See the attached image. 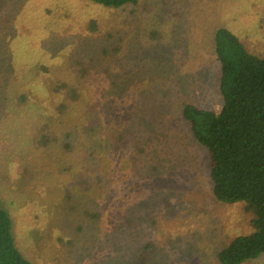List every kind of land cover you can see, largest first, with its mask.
Wrapping results in <instances>:
<instances>
[{
    "label": "rangeland",
    "instance_id": "374dc122",
    "mask_svg": "<svg viewBox=\"0 0 264 264\" xmlns=\"http://www.w3.org/2000/svg\"><path fill=\"white\" fill-rule=\"evenodd\" d=\"M84 1L0 0V39L9 54L0 62L5 66L0 100L8 99L4 107L19 131L8 135L0 121V207L10 214L16 245L34 264H141L143 260L147 264H218L217 254L224 246L255 231L254 215L243 202L215 200L199 149L204 148L197 147L186 128L176 124L172 109L174 103L199 99L219 107L214 35L220 27L239 36L251 53L264 56V0H142L119 9ZM152 30L160 34L154 37ZM78 61L92 68L87 82L79 79ZM43 64L51 66L59 83L69 81L81 93L77 99L60 88L54 113L45 98L50 87L34 80ZM107 67L113 72H104ZM8 79L11 91L6 87ZM24 93L31 99L19 103L17 98ZM151 94L164 98V104L146 97ZM96 99L106 102L95 103L97 112L91 122L110 120L114 127L134 129L127 137L135 130L143 137L130 139L127 147L121 140L117 145L121 149L109 154L112 178L106 177L108 181L103 179L100 156L103 160L106 150L114 149H106L102 134L93 180L80 174V166L87 163L84 159L90 161L92 156H84L78 166L59 164L69 156L64 150L66 131H74L76 150L84 151L81 136L91 138L85 132L86 116L92 115ZM62 103L69 107L60 112L56 108ZM32 105L36 109L28 113ZM107 107L111 111H102ZM153 110L161 115L172 111L169 123L161 128L166 133L162 142L150 134L159 129ZM132 112L136 118L130 117ZM102 123L95 132H107ZM46 135L50 144L41 143ZM138 142L149 156L141 162ZM149 163L162 170L151 185L143 183L140 190L134 186L142 192L125 213L127 217H122L121 229L115 230L112 223L119 220L111 211L104 213L100 203L107 202L113 210L120 205L122 210L123 187L135 178L147 179L145 164ZM75 177H80L78 184L83 188L88 182V188L83 197L74 193L68 200ZM93 211L102 217L90 218ZM146 250L150 261L144 257ZM246 264H264V254Z\"/></svg>",
    "mask_w": 264,
    "mask_h": 264
},
{
    "label": "trees",
    "instance_id": "16d2710c",
    "mask_svg": "<svg viewBox=\"0 0 264 264\" xmlns=\"http://www.w3.org/2000/svg\"><path fill=\"white\" fill-rule=\"evenodd\" d=\"M76 1L80 2L83 0ZM141 1L142 0H87L84 2H93L95 4L103 5L106 8L119 9L130 5H138ZM258 14L260 15V11H258ZM258 14H256L255 17H258ZM93 23L94 22H92V24ZM36 34L37 32L35 31V35ZM159 34L160 33L157 30L151 31V35L154 37ZM38 35H40L39 32ZM2 44L3 39H0V62L6 60V57L9 55L4 51ZM118 49L119 47L115 48L114 51L117 53ZM214 56V62L217 63L215 68L218 72V87L222 98L219 107L216 108L215 104L207 105V102H202L200 99L199 101L182 102L179 105L174 103L172 118L175 119L176 124L179 125L181 129L186 128V131L191 134V138L196 146L199 144L204 148L202 149L200 147L199 149L202 150L204 155L203 162L206 168L205 171L207 174L210 172V176L208 174V178L210 177L208 181L215 200L224 204L243 202L246 204V211L254 215L251 224L255 231L248 235L236 237L232 242L224 246L217 254L218 264H246L248 261L258 259V257L264 254V56L260 57L251 53L240 37L227 27H220L215 32ZM77 64L81 67L79 70V79L86 82L90 80L92 77V68L89 67L85 61H78ZM43 66V70L38 74L34 75L32 72L31 73L34 75V80L36 82L41 85L45 82L44 84H48L47 87H50L47 88L45 92V98L48 100L50 111L54 113L56 104L55 98L60 88L65 87L67 93L76 96L77 99L81 96L79 89L71 86L69 81L62 80L61 82L63 84H61V82L59 83L58 80L54 78L50 65L43 64ZM4 67L5 66L0 64V81L2 80L1 69H4ZM104 72L112 73L113 70L107 67L104 68ZM40 78L42 81L39 80ZM54 80H57L59 85L55 84ZM10 81L12 80L8 79L6 83V87L9 91H11L8 88ZM25 86L28 88V85ZM0 88H4L1 82ZM24 91L28 92V89L26 90L24 88L23 92ZM53 92L55 93L52 94ZM24 94L25 95L21 98L18 96L17 99H19V103L30 101L31 97L29 98V95L26 93ZM155 95L156 94H151L146 97H150L152 100H155L157 104L162 103L163 105L165 99L162 97H154ZM6 98H8V96ZM104 99L107 98L104 97ZM158 99L160 100L159 103ZM99 101L106 102L105 100ZM99 101L96 99L92 102V104H94L92 115L86 116L88 125L85 132L91 133L92 135H89L91 138L84 139V135L82 134L81 138L84 142V151H81L80 154V149L76 150L75 141L77 135H74V131H66L64 150L69 153V156L72 155V157H70L71 159L69 161L67 160L69 156L62 158L59 160V164L63 165L65 162L64 165L76 164L78 166V164L83 162L84 156H92L93 159L90 161L84 159L87 163L80 166V174L82 177L87 176L86 180H93L92 169L98 167V153L101 150V146L98 144V138L100 137V134H102L106 140V149H114H107L104 153L103 160L102 154L100 156V163L104 164L103 170L105 174L103 170L101 171L104 175L103 179L108 181L112 178L109 176V169L111 168V165L109 164L111 156L109 154H114V152H118L121 149V146L117 147V145H120L121 140L126 143L127 147L129 146L130 139L140 141L143 137H140L136 130L132 137H127L126 133L134 129L130 127H114L110 120L102 123V118L100 120L98 118L96 123L91 122L90 119L95 116L97 112V110H95V103ZM110 101L113 102L115 100L110 99ZM6 103H9L8 99L7 101L0 100V121H4V129L8 135L16 136L19 132L16 131L18 127L14 122L12 113L4 107ZM68 107L69 104L62 103L57 106L56 109L62 112ZM29 109L35 110L36 107L34 105L28 107V113L30 111ZM108 110H110L109 107L102 111ZM156 110L153 111L157 114L159 119L155 127H158L159 129L157 131L153 129V132L150 134H156L158 140L162 142L163 139L166 138V133L163 132L161 128L163 125L166 126L169 123V117H171L170 114L172 111L161 115L157 112L159 110ZM102 111L100 113H102ZM134 112L129 114L130 117H135ZM101 123L103 124V130L106 129L107 132H95L98 124L99 132V129L102 127ZM13 128L15 129L14 132L10 130ZM175 132L179 135L181 133L177 127H175ZM107 133H110V138ZM41 139V143L47 144L50 142L48 135L43 136ZM90 147L92 148L90 149ZM136 149L139 153V162L144 158H149L144 145H140L138 142V144H136ZM108 150H111V152ZM78 155L79 157L75 158ZM145 167V175L148 177L147 179L139 180L135 178L133 179V184L130 182L123 187V195H119V199H121L120 204L122 205L123 202L125 203L122 210H118L120 205L113 210L107 202L100 203L104 205V213L111 211L119 220H114L112 223L115 230L121 229L122 217H127L133 208V200L136 201V199H138V194L140 195L142 192L139 190L144 186L143 183L151 185L153 177L158 176V172L162 170L160 165L153 163H149L148 165L145 164ZM135 174L138 175L137 171ZM108 176L109 179L106 180V177ZM72 182L75 183L71 185L72 188L68 191V200H72V195H74V193L78 198L80 196L83 197L84 194H86L83 191L84 188H88V182H86L84 188L78 184L80 183V177H75V181ZM134 186L139 187V190L135 191ZM128 200H131V202ZM127 211L128 214H125ZM89 214L90 218L94 219L102 217V213L97 211H93ZM122 231L127 232L126 230H120V232ZM125 238H128V235ZM140 238L142 239V236H140ZM142 243L145 244L144 242ZM148 247L150 248L152 246L149 244L147 245V249L150 250ZM148 250L145 251L144 257L146 259L151 255L147 253ZM140 263L147 264L145 260ZM0 264H34L24 257L16 245L15 237L13 235L12 219L10 214L1 207Z\"/></svg>",
    "mask_w": 264,
    "mask_h": 264
}]
</instances>
